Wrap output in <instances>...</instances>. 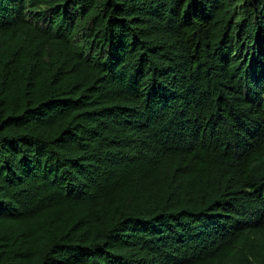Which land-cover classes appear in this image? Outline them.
I'll list each match as a JSON object with an SVG mask.
<instances>
[{
  "label": "trees",
  "instance_id": "1",
  "mask_svg": "<svg viewBox=\"0 0 264 264\" xmlns=\"http://www.w3.org/2000/svg\"><path fill=\"white\" fill-rule=\"evenodd\" d=\"M0 264H264V0H0Z\"/></svg>",
  "mask_w": 264,
  "mask_h": 264
}]
</instances>
